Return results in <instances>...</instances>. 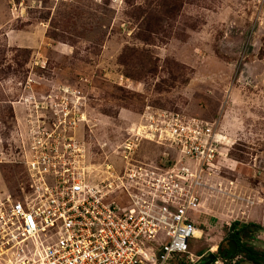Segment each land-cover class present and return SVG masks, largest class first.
<instances>
[{
	"label": "rangeland",
	"instance_id": "374dc122",
	"mask_svg": "<svg viewBox=\"0 0 264 264\" xmlns=\"http://www.w3.org/2000/svg\"><path fill=\"white\" fill-rule=\"evenodd\" d=\"M59 91L83 98L77 138L93 162L115 168L125 131L145 111L219 125L227 150L213 182L226 193H209L203 213L191 214L200 239L188 244L190 264L218 257L232 220L249 222L264 206V0H0V159L16 158L30 98ZM162 151L142 142L137 159ZM21 182L18 163H0V189ZM256 235L264 251V231Z\"/></svg>",
	"mask_w": 264,
	"mask_h": 264
},
{
	"label": "built area",
	"instance_id": "2783aa9c",
	"mask_svg": "<svg viewBox=\"0 0 264 264\" xmlns=\"http://www.w3.org/2000/svg\"><path fill=\"white\" fill-rule=\"evenodd\" d=\"M82 99L31 97L35 110L16 122V158L0 163H18L24 182L0 189V264L194 263L188 244L200 233L191 214L203 213L204 196L226 193L213 182L227 150L219 125L145 111L125 131L115 168L93 162L77 138ZM142 142L162 148L161 157L137 159Z\"/></svg>",
	"mask_w": 264,
	"mask_h": 264
},
{
	"label": "trees",
	"instance_id": "16d2710c",
	"mask_svg": "<svg viewBox=\"0 0 264 264\" xmlns=\"http://www.w3.org/2000/svg\"><path fill=\"white\" fill-rule=\"evenodd\" d=\"M234 225L235 228L217 246L218 257L211 255L203 258L200 264H214L218 258L224 264H240L243 260L250 264H264V251L258 250L251 242L256 239V233L262 232V229L252 223Z\"/></svg>",
	"mask_w": 264,
	"mask_h": 264
},
{
	"label": "crops",
	"instance_id": "0c3cea01",
	"mask_svg": "<svg viewBox=\"0 0 264 264\" xmlns=\"http://www.w3.org/2000/svg\"><path fill=\"white\" fill-rule=\"evenodd\" d=\"M205 198V196H204ZM203 203L205 202V199H203ZM203 207V204H202ZM232 220V224H229V227H231L232 229L235 228L234 224H247V223H252L255 224L256 226L260 227L262 229V232L264 231V206L258 205L256 204V206L254 208H252V210L250 211V213L248 214L249 217V222H243L241 221V217Z\"/></svg>",
	"mask_w": 264,
	"mask_h": 264
},
{
	"label": "bare ground",
	"instance_id": "6f19581e",
	"mask_svg": "<svg viewBox=\"0 0 264 264\" xmlns=\"http://www.w3.org/2000/svg\"><path fill=\"white\" fill-rule=\"evenodd\" d=\"M218 162H219V160H218Z\"/></svg>",
	"mask_w": 264,
	"mask_h": 264
}]
</instances>
